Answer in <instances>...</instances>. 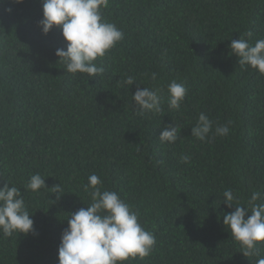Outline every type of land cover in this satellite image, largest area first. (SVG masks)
Instances as JSON below:
<instances>
[{"label": "trees", "instance_id": "16d2710c", "mask_svg": "<svg viewBox=\"0 0 264 264\" xmlns=\"http://www.w3.org/2000/svg\"><path fill=\"white\" fill-rule=\"evenodd\" d=\"M101 12L124 38L89 77L55 55L67 42L59 26L42 33V0H0V186L20 190L35 229L0 232V264H58L68 216L91 203L84 186L93 173L156 237L149 256L124 264H255L223 225L235 208L223 192L247 205L259 191L264 203V75L241 67L229 47L264 39V0H108ZM128 76L138 85L122 86ZM172 80L187 89L179 110L168 106ZM137 87H159L163 111L138 114ZM201 112L229 134L192 136ZM174 124L179 139L162 143ZM37 173L46 188L34 192L26 185ZM257 249L264 256V242Z\"/></svg>", "mask_w": 264, "mask_h": 264}, {"label": "clouds", "instance_id": "9594fccd", "mask_svg": "<svg viewBox=\"0 0 264 264\" xmlns=\"http://www.w3.org/2000/svg\"><path fill=\"white\" fill-rule=\"evenodd\" d=\"M107 4L108 0H42V18L37 22L38 26L45 35L53 26L61 28L67 47L66 50L56 49L55 55L67 72L86 73L89 77L102 74L104 68L94 61L104 57L108 50L123 40V31L102 16L101 9ZM246 35L251 36V32ZM229 47L238 57L241 67L248 65L264 75V39L250 45L240 37L232 40ZM151 79L155 81L157 74L152 73ZM134 83L135 78L128 76L122 86ZM167 88L169 108L179 110L187 92L185 85L172 80ZM160 91L159 87H137L132 102L138 114L163 111ZM213 124L209 116L201 112L191 128V135L205 141L210 134L213 137L229 134L228 124L216 125L215 128ZM180 129L176 124L165 125L159 135L160 141L175 143L180 137ZM180 160L185 164L191 163L189 154H182ZM88 180L84 187L86 191L91 188V203L68 216L67 227L62 229L58 245V264H124L130 258L149 256L156 237L141 225L139 212L134 211L116 191H102L103 182L95 173ZM26 188L34 192L46 188L45 176L33 174ZM51 189L57 194V199L65 193L60 183ZM259 198L260 192L254 191L247 205H241L236 202L231 189L225 190L223 203L229 208L235 205V208L223 214V225L240 243L245 257H256L255 264H264V256L257 249V243L264 242V203H256ZM246 213L250 214L247 218ZM0 232L5 237L13 233L27 235L35 232L34 221L20 190L14 185L9 187V183L0 186Z\"/></svg>", "mask_w": 264, "mask_h": 264}]
</instances>
